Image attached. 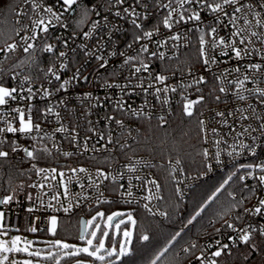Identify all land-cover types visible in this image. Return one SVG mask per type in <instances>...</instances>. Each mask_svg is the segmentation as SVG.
Returning <instances> with one entry per match:
<instances>
[{
  "label": "built area",
  "instance_id": "2783aa9c",
  "mask_svg": "<svg viewBox=\"0 0 264 264\" xmlns=\"http://www.w3.org/2000/svg\"><path fill=\"white\" fill-rule=\"evenodd\" d=\"M35 2L41 5L35 11L32 7L33 0H22L17 5L12 20L14 38L0 46L3 50L0 51V69L3 70L0 72V86L9 90L17 88V92L13 93L14 98L6 97V103L0 105V128H6L5 120H9L12 127L19 129V116L15 111L19 108L23 110L26 121L31 119L33 131L27 134L18 131L0 133V140L4 141L0 144V151L8 152V157L12 160L33 159L37 152L42 153L43 158L39 162L35 161L36 169L29 182L15 186L7 196H12L13 199L0 204V212L4 213L3 220L0 221L3 228L0 231L10 229L7 232H19L25 224L27 230L36 228L38 232L50 228L53 217L57 219L73 214L83 216L86 211L104 204L122 206L128 213H131V208L137 207L150 218L163 220L164 216L160 215L162 189L156 169L158 166H166L176 195L183 202L201 182L217 175L236 176L247 189L243 209L232 213L227 221L233 223L234 228H228L225 223L227 231L220 239L207 244L202 253L206 258L204 264L208 260H214L212 253L218 250V242L228 245L225 250L243 243L241 237L245 233L242 229L247 230L250 237L256 234L264 237L260 234V229L264 228V208L260 214L255 215L244 211L260 206L259 201L264 199V185L259 182V176L264 175V170L256 167L264 165V135L259 128L260 121L252 116L250 110L244 112L248 119H243L241 111H238L247 109L249 104L257 105V101L251 96L248 100H239L234 95L235 83H229L235 82L238 77L243 78L245 65H264V28L254 27L256 18L252 13L247 8L243 13H237L241 18L234 26L229 19L232 9L228 5H224L227 15L214 14L207 8H200L198 4L186 5L190 11L198 12L201 19L173 23L171 28H167L162 21L168 9L159 7L157 0H142L141 3H137V0H124L123 3H117L116 0H91L87 18L82 16L80 10L76 14V9L65 13L63 23L50 27L47 33L36 28L37 39L28 41L34 45V49L24 52L25 44L21 37L32 35L34 21H47L43 8L53 6L55 11H62L57 0ZM243 2L251 4L256 13L264 16V7H260L262 0ZM159 3L166 4L168 0H159ZM145 4L148 5L147 8ZM133 8L140 14V19L131 14ZM124 9H129V12L125 13ZM217 15L219 20L216 19ZM245 15L253 26L251 30L261 33L262 39L250 37L248 32L245 34L249 35L251 43L246 40L241 45L239 39L231 33L235 28L246 27L243 19ZM133 19L142 23L143 31L153 32L151 42L142 40L140 43H148L149 52L164 53L163 59L158 55L140 53V59L148 68L135 74V68L141 66L139 61L124 64L127 57L137 55L139 48V44H134L133 48L128 47L133 43L137 32L141 31L134 27ZM92 22L96 23L95 28ZM211 27H217L218 34L211 33ZM201 29L206 41L205 55L209 61L214 59L215 63L205 64L204 57L200 54ZM84 32H88L89 36L85 37ZM174 35H179L181 39H168ZM213 38L217 42L223 38L227 43L235 40L236 47L253 51L250 57L242 54V58H236L235 53L224 45L218 44L212 49ZM157 41L167 43L158 47ZM45 43L55 46L52 52L41 51ZM8 45L17 47L9 50ZM60 52H65V57H60ZM90 52L102 55L107 67L100 68L102 61L89 55ZM31 54L35 62L23 63L24 57ZM61 62L63 68L60 66ZM53 66L59 80L47 72ZM236 68L240 69L239 73L232 71ZM77 69H80L79 77L66 90L57 91L60 84L70 80ZM248 71L251 72V69ZM260 72L264 73V67ZM157 75H163L166 79L162 83L158 82L155 79ZM25 76L30 78L29 81H23ZM200 77L204 78V82L193 83ZM22 81L23 90L20 88ZM244 86L249 89H264V81L254 82L249 79ZM165 87L169 91H161L157 96L156 89ZM221 87L229 91L221 92ZM29 88L32 89L31 99L27 98ZM173 88L175 91L171 90ZM44 89L51 94L45 96ZM201 96L203 100H200ZM197 100L200 102L193 104L191 111H198L199 123L204 122L203 125L200 124L203 169L199 173L186 172L183 165L177 164L178 160L175 159L162 162L132 152V146L137 141L144 122H162L161 117L167 121L177 111L184 112L185 103ZM257 111L264 113V106L258 105ZM107 117L114 119L109 120ZM115 121H121L123 128ZM36 125H39L40 131L36 130ZM61 126L67 132L56 131ZM245 129H249L248 134H244ZM109 135L112 143H108ZM69 136H75L76 140H70ZM248 145L251 146L250 149L244 147ZM14 147L18 148L15 152L12 150ZM45 147L49 150L48 154L41 151ZM24 148L33 151V157H28ZM206 151L209 154L207 157L204 156ZM64 153L71 155L66 156ZM80 168L87 171H72ZM129 168L133 170L129 171ZM98 169L108 175V179L97 178ZM61 172L64 173L63 177ZM153 180L159 187L148 183ZM120 185L123 187H119ZM127 189H131V196L124 194ZM148 196L154 198L146 199ZM145 204L151 211L145 208ZM65 208H70V211L65 212ZM237 216L242 218L236 219ZM18 256V253H11L13 259ZM198 261L201 263V260Z\"/></svg>",
  "mask_w": 264,
  "mask_h": 264
},
{
  "label": "trees",
  "instance_id": "16d2710c",
  "mask_svg": "<svg viewBox=\"0 0 264 264\" xmlns=\"http://www.w3.org/2000/svg\"><path fill=\"white\" fill-rule=\"evenodd\" d=\"M21 1L0 0V46L14 38L12 20L15 7ZM80 3L89 8L91 0H80ZM79 10L77 8L76 14ZM32 56V54L25 56L23 63H33ZM132 152L162 162L175 159L180 161L186 172L199 173L203 169V152L198 111L190 117L179 110L166 122L153 120L144 122L139 137L132 146ZM34 156L29 160L0 158V198L7 197L15 186L26 185L29 182L36 169L35 161L39 162L43 158L40 152ZM156 173L162 189L160 209L166 215L163 220H158L150 218L140 208H131V214L137 223L135 226L132 225L133 235L129 251L125 256L114 258V264H152L165 249L167 252L157 264H201L196 258L205 251L209 242L220 239L227 231L224 225L232 213L243 209L247 189L236 176L229 179L227 174L217 175L201 182L183 202L176 195L169 169L166 166H158ZM225 181L228 182L224 183ZM217 188H220L219 192L216 191ZM118 208L124 207L104 204L86 211L83 216L77 214L60 216L56 219L54 233L48 231L52 225L48 229L31 233L41 237L40 243L47 252L45 256L49 251L55 255L61 250L50 247V243L57 240L61 243L84 241L79 239L81 217L87 221L88 216L102 211L104 217H97L94 224L99 222L103 229L106 216ZM183 209L185 212H182ZM23 228L24 231L27 230L26 227H22L19 232ZM112 229L113 227L109 228V236L106 237V249L121 239L120 234L113 238ZM89 233L87 230L85 237H88ZM145 234L149 236L147 241L140 238ZM99 235L100 232L97 237H100ZM193 244L197 247L191 248ZM186 248L189 250L183 251ZM44 257L42 258L44 264H55L54 260H45ZM85 260L91 261L92 264H103L101 261H94V258L85 253L77 254L75 257H63L61 252L60 256L61 264H77L78 261L85 264ZM214 260L217 264H264V237L253 235L250 242L230 247L224 250L219 258L214 257Z\"/></svg>",
  "mask_w": 264,
  "mask_h": 264
},
{
  "label": "snow or ice",
  "instance_id": "6c2138e0",
  "mask_svg": "<svg viewBox=\"0 0 264 264\" xmlns=\"http://www.w3.org/2000/svg\"><path fill=\"white\" fill-rule=\"evenodd\" d=\"M57 2L60 4V7L62 9V11L57 12L54 10L53 6H46L43 8V11L47 14V21H45V19H39L37 21H34L35 24V28L32 29V35L30 36H24L21 37V39L24 41V48L23 51L24 52H29L30 50L34 49V45L32 43H29L28 41L30 40H34L37 39V34H36V28H40V32L42 33H47L49 31L50 27L55 26L56 24H62V17L64 16L65 13L67 12H71V11H75L77 8L80 9L82 16L83 17H87L88 16V7L86 5L82 6L80 3V0H57ZM117 3H123L124 0H116ZM142 0H137V3H141ZM158 6L161 8H166L168 9V12L166 14V16L163 18V25L167 28H171L173 26V23L179 24L182 21L185 20H195V21H199L201 19L200 15L198 12L196 11H190L189 7H185L186 5L191 6L193 4H198L200 8H207L209 9L211 12H213L214 14H224L227 15V13L225 12L224 9V5H228L229 8L232 9V15L229 17L230 22L235 26L236 21L238 19H240V16H237V13H243L244 9L247 8L249 12L252 13L253 17L256 18V24L254 27L257 28H264V16H260V14L255 12V8L254 6H252L251 4H245L243 2V0H221V2H217V0H168V3L164 4V3H159V0H157ZM175 4V7H174ZM239 5V6H237ZM74 6H76V8H74ZM33 10L35 11L36 9L40 8L41 5L36 3L35 0H33V4H32ZM148 5L145 4V8H147ZM260 7H264V0H262V2L260 3ZM125 13L129 12V9H124ZM131 14L134 16H137L138 19H140V14L136 13L135 9L133 8L131 10ZM117 15H119V13H117ZM175 17V18H174ZM138 19H133L132 20V24L134 25V27L138 30L137 34L133 37V43H130L128 45L129 48H133L134 44H139V48L137 50V55L135 56H129L124 60V64L127 65L129 64L130 61H139L140 62V67H136L135 71L133 74L135 73H139L142 70H147L148 65L146 63L143 62V60L140 59V53H149V56H159L160 59L164 58V53L163 52H157V51H152L149 52V47H148V43H140V41L144 40V41H148L151 42V37L153 36V32L151 31H143V25L142 23L138 22ZM216 19L219 20V15L216 16ZM244 21H245V25L246 27L244 28H235L234 31L231 33V35L233 37H237L239 39V43L241 45L245 44V41L247 40L249 43H251L250 37H255L257 39H262V35L261 33H258L255 30H251V28L253 27L250 23V21L248 20L247 16L245 15L243 17ZM43 26V27H41ZM65 27H67V25H64ZM92 26L93 28L96 27V23L92 22ZM158 30V29H157ZM201 31V35L199 37V43H200V54L202 57H204V63L208 64V63H215L216 61L213 59L211 61L208 60V58L205 55L206 49H205V39H204V32L203 29L200 30ZM250 32V37L249 35L245 34ZM211 33L213 34H218V28L217 27H211ZM17 35H19V32H17ZM75 35V33H74ZM83 35L85 37L89 36L88 32H84ZM169 40H180L181 37L179 35H174V36H170L168 37ZM163 43H167V41H164ZM163 43L160 41H157V46L161 47L163 46ZM219 45H224L226 49H231L234 53H235V57L236 58H242V54L243 56H251V53L253 51V49H248V48H238L236 47V41L233 40L231 43H227L223 38H220L219 41L217 42V40L215 38H213L212 43H211V47L212 49H215L217 46ZM17 47V45H8V49L9 50H14ZM55 46L52 44H47L45 43L44 46L41 48V51L44 52H52L53 48ZM0 51H3L2 49H0ZM89 55L95 56V58L99 61H102L99 65L100 68H106L107 67V62L103 60V56L102 55H98L96 52H90L88 53ZM115 54V53H114ZM66 53L65 52H60L59 56L60 57H65ZM120 55H125V53H120ZM35 61L33 60V63ZM61 68L64 67L63 63L61 62ZM264 67V65H262L261 63H255V64H250V65H245V73L242 74L243 78H237V80L235 82L229 81V83H235V88L236 91L234 93V95L236 96V98H238L239 100H248L249 96L251 97H255L256 101H257V105H253V104H249L247 109H238V111H241V116L243 119H248L247 116L244 115V112L247 111H251L252 116H254L257 120L260 121L259 124V128L262 132V135H264V113L258 112L257 111V106H264V89H261L259 87L257 88H253V89H249L246 88L245 82L248 81L249 79L253 80L254 82H261L264 81V73H261L260 70L261 68ZM248 69H251V72L248 71ZM3 70L0 69V72H2ZM232 71L235 72H240L239 68L233 69ZM48 73H51L53 76L56 77L57 80L60 79V77L56 74V69L55 67H49L47 69ZM80 74V69L76 70V73H74L73 77L70 80H65L63 81L59 88L57 89V91L60 90H66L67 86L71 84V82L73 80H76L79 77ZM259 74V75H258ZM29 77L25 76L23 78V81H29ZM87 79V78H85ZM155 79L158 82H163L166 77L163 75H157L155 77ZM23 81L21 82L20 88L21 90H23ZM204 82V78L200 77L198 80H195L193 83L199 84ZM107 87H112V85H106ZM140 86V85H138ZM172 91H175V88L171 89ZM28 97L29 99H31L32 96V89L29 88L28 90ZM144 91H147V89H144ZM163 91L164 93H167L169 91L168 87H165L163 89L157 88L156 89V94L157 96L159 95V93ZM221 92H227L229 91L227 88L225 87H221L220 88ZM17 92V88H12L11 90H9L7 87H3L0 86V105H4L6 103L5 98L6 97H13V93ZM245 93H248V95L246 96ZM43 94L45 96L50 95L51 93L47 90L44 89L43 90ZM90 96V94H89ZM24 97H22L23 99ZM217 99H219V97H217ZM200 100H203V97H200ZM200 100L197 101H189L187 103L184 104V112L186 115L188 116H192L193 113L191 111L193 104L199 103ZM167 101H165L166 103ZM61 103H64L63 101ZM15 111L18 113L19 116V124L20 127L19 129L14 128L11 126V122L9 120H5V124L7 125L6 128H0V133L3 132H8V133H16L17 131L21 134H27V133H31L33 131V124L31 119H28L27 121L25 120L24 117V112L22 109H15ZM48 111L50 112L51 109L49 108ZM220 115H223L222 113ZM107 119L109 120H113V117H107ZM162 122H166L164 121V118L161 117L160 118ZM121 128H123V124L121 121H115ZM203 121H200V124L203 125ZM37 131H40L39 125L35 126ZM56 131L58 132H67V129L64 128L63 126H61L60 128H58ZM215 131V130H213ZM249 133V129H245L244 130V134H248ZM129 135H131L130 131H129ZM33 139H36V137H33ZM40 139L42 140L43 137H40ZM69 139L72 141L76 140L75 136H69ZM101 139H104L103 136H101ZM108 143H112V137L111 135L108 136ZM4 141L0 140V144H2ZM118 143V141H117ZM243 146V145H242ZM246 148L250 149V145L248 146H244ZM14 152L18 150V148L14 147L12 149ZM85 150H87V142H85ZM93 150L98 151L97 149L93 148ZM23 151L25 152V154L28 157H33V151L28 150V148H24ZM41 151H43L45 154L49 153V150L47 147L41 149ZM64 155L68 156L71 155V153H64ZM209 154L208 152H204V156L207 157ZM9 156V153L6 151H0V158H7ZM217 158H219V153H217ZM140 163V162H137ZM177 164L180 163V161H176ZM256 167L261 168L262 170H264V165H258ZM129 171H132L133 169L129 168ZM38 171H46L44 169H38ZM53 172H55V169L52 170ZM74 173L76 171L79 172H86L87 170L84 168H80L78 170L73 169L72 170ZM60 175L63 177L64 173L61 172ZM96 176L97 178H103V179H108V175H106L102 170H97L96 172ZM74 178V177H73ZM89 179H91V177H89ZM115 179V178H113ZM137 179H140L139 177H137ZM229 179H231V177H229ZM228 181H225L224 183H227ZM259 182L264 185V175H260L259 176ZM149 184L154 185L155 187H159V185L156 183V181H148ZM91 186V185H90ZM119 187H123V185H120ZM223 187V185H221V188ZM118 190V189H117ZM180 191V188H177V192ZM217 192L220 191V188L216 189ZM128 196L132 195L131 189H127L126 192L124 193ZM122 194V195H124ZM213 196H215V193H213ZM31 198V197H30ZM154 197L152 196H148L146 197V199H153ZM13 197L9 196L6 199H0V204H4L7 203L8 201L12 200ZM211 199V197H210ZM259 205L258 207H255L252 210L249 209H245V213L248 214H260L261 213V209L264 208V199H261L259 201ZM145 208L148 209L149 211H151V209L149 208V206L147 204H145ZM29 211H31V209H29ZM65 212L70 211V208H65L64 209ZM104 213L103 212H98L96 214V216H93L92 219L87 220L86 222H84L83 227L81 229V233L79 236V239L83 240L85 238V232L87 231L88 226L93 225V222L97 219V217L103 218L104 217ZM127 216V222L125 221V219H123L124 216ZM160 215L164 216L166 215V213L161 212ZM4 217V213L0 212V221L3 220ZM117 217H120V219L113 225V221L116 220ZM241 216H237L236 219H241ZM128 223H130L131 225L135 226L136 225V220L133 219L132 214L131 213H123V212H116L113 213L111 215H108L106 218V223H105V228L102 229L101 225L99 223H96L94 225L95 230L91 231L89 233L90 237L89 239H87L86 244L87 246L85 247H75L74 245H70L68 243H61L60 241H55L53 243H50V247H56L58 249L61 250L63 257H75L77 254L80 253H85L87 254L89 257L94 258V261H101L103 262V264H114V258H118L120 256H125L128 254V245L129 243H131V238H132V231L128 230ZM56 224H57V220L55 217L51 218V225L52 227L50 229H48V231L50 232H55L56 230ZM124 225V229H121V226ZM226 226L228 228H234L233 223L231 222H227L226 221ZM114 227L117 231H121L122 232V236L124 237L123 242L120 241H116L115 243H113L109 248H105V241L103 239V237H107L109 236L108 231L106 230V228H111ZM0 228H3V224L0 223ZM10 229H4V233H6L7 231H9ZM28 231L30 232H36L37 229L36 228H30L28 229ZM97 231L100 232V237H97ZM217 231H219V229H217ZM241 231H243L245 234L242 235L241 239L245 242L248 243L250 242V235L247 233V230L242 229ZM260 234L264 235V228L260 229ZM178 235V233H177ZM141 239L147 241L149 239L148 235H141L140 236ZM96 239L98 240V244L96 246L93 245V240ZM20 240L19 236L13 237L11 240V247H8L3 241H0V253H20V252H27L28 256L30 257H40L41 256V252L43 251L42 249H37L35 251H29L28 247H17V242ZM26 245L31 244V241H26L25 242ZM44 243H49V242H44ZM191 248H196L197 245L193 244L190 246ZM90 248L92 249L90 251ZM228 248V245L226 244H219L218 242V250H216L215 252L212 253V255L214 257L219 258L222 254L223 251L225 249ZM189 249H183V251L187 252ZM61 252L56 253L55 255L49 251L47 256L44 257L45 260H54L55 264H61L60 262V256H61ZM167 252V249L164 250V252H161L159 256L156 257V259H154L152 261V264H157V262L159 260H161V258L164 256V254ZM9 259V257L7 255H4L2 258H0V264H5V261H7ZM197 259L201 260V264H204V260L206 259L203 254L201 255V257H198ZM11 264H33V261L31 259H25L23 261H19V260H12ZM77 264H80V262L78 261ZM207 264H217L216 260H208Z\"/></svg>",
  "mask_w": 264,
  "mask_h": 264
},
{
  "label": "rangeland",
  "instance_id": "374dc122",
  "mask_svg": "<svg viewBox=\"0 0 264 264\" xmlns=\"http://www.w3.org/2000/svg\"><path fill=\"white\" fill-rule=\"evenodd\" d=\"M27 191H28L27 193H29V190H27ZM99 212H102V211H99ZM116 212L128 213L125 208H118L117 210L113 211L111 214L116 213ZM96 214L97 213H95L91 217L88 216L87 217V220L92 219V217L93 216H96ZM111 214H109V215H111ZM107 216H106V218H107ZM106 218L104 220L105 223H106ZM123 219H125V221L127 222V216L126 215L123 217ZM94 222H93V225L88 226V228H87L88 231L91 232V231L95 230L94 225L96 223L94 224ZM97 223H99V222H97ZM105 223H104V225H105ZM23 227H26V226L24 225ZM127 227H128V230H131L132 231V225L130 223H129V226H127ZM121 229H124V225L121 226ZM106 230L109 232V228H106ZM112 231H113V238L115 236H117L118 234H120L121 235L120 242H123L124 237L122 236V232L121 231H117L114 227H113ZM98 233L99 232L97 231V234ZM16 236H19L20 237V240L17 242V245H16L17 247L23 248V247H26L27 246L29 251H35L37 249H42L43 250L44 245L42 243H40L41 237H39V236H37V235L29 232L28 230H25L24 231V228H23V230L21 232H6V233H4V231H0V241H3L8 247H11L12 246L11 245V240H12L13 237H16ZM89 238H91L90 235H88V237H85L84 238V241L81 242V243H68V244L74 245L75 247H85V246H87L86 241ZM103 239H104L105 245H106V243H107L106 237H103ZM26 241H31L32 243L26 245V243H25ZM131 241H132V238H131ZM97 244H98V240L94 239L93 240V245L96 246ZM130 244L131 243H129V245ZM129 245H128V247H129ZM91 250L92 249L90 248V251ZM46 253L47 252L45 250H43L41 252V256L40 257H30V256H28V253L27 252H20V253H18L19 256L16 259L11 258V253H0V258H2L4 255H7L9 257V259L7 261H5V264H11V261L12 260L23 261L25 259H31L33 261V264H44V262L42 261V258L46 255ZM84 263L85 264H92V262L89 261V260H85Z\"/></svg>",
  "mask_w": 264,
  "mask_h": 264
},
{
  "label": "water",
  "instance_id": "95a60500",
  "mask_svg": "<svg viewBox=\"0 0 264 264\" xmlns=\"http://www.w3.org/2000/svg\"><path fill=\"white\" fill-rule=\"evenodd\" d=\"M120 217H117L116 220L113 221V224L115 221H117ZM84 222H86V219L84 217H81L80 218V223H79V236H80V233H81V229L83 227V224Z\"/></svg>",
  "mask_w": 264,
  "mask_h": 264
}]
</instances>
